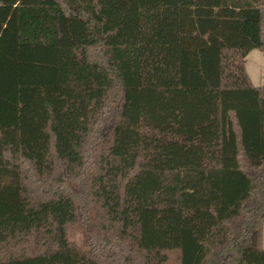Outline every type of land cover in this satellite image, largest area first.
<instances>
[{
    "label": "trees",
    "instance_id": "1",
    "mask_svg": "<svg viewBox=\"0 0 264 264\" xmlns=\"http://www.w3.org/2000/svg\"><path fill=\"white\" fill-rule=\"evenodd\" d=\"M255 50L264 0H0V264H264Z\"/></svg>",
    "mask_w": 264,
    "mask_h": 264
},
{
    "label": "rangeland",
    "instance_id": "2",
    "mask_svg": "<svg viewBox=\"0 0 264 264\" xmlns=\"http://www.w3.org/2000/svg\"><path fill=\"white\" fill-rule=\"evenodd\" d=\"M247 73L255 87H260L264 83V53L260 50L251 52L246 60ZM70 239L81 247H84L85 237L80 227H75L70 231Z\"/></svg>",
    "mask_w": 264,
    "mask_h": 264
},
{
    "label": "crops",
    "instance_id": "3",
    "mask_svg": "<svg viewBox=\"0 0 264 264\" xmlns=\"http://www.w3.org/2000/svg\"><path fill=\"white\" fill-rule=\"evenodd\" d=\"M263 249H264V230H263Z\"/></svg>",
    "mask_w": 264,
    "mask_h": 264
}]
</instances>
